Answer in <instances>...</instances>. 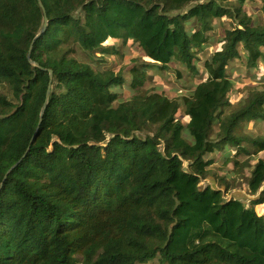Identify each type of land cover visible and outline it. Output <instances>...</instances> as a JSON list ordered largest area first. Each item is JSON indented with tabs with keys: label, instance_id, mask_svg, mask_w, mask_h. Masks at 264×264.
I'll return each instance as SVG.
<instances>
[{
	"label": "trees",
	"instance_id": "trees-1",
	"mask_svg": "<svg viewBox=\"0 0 264 264\" xmlns=\"http://www.w3.org/2000/svg\"><path fill=\"white\" fill-rule=\"evenodd\" d=\"M41 1L42 33L39 0H0V83L13 97L0 92V264H264V135L237 131L264 121V86L233 105L228 71L242 52L264 67V21L244 9L255 0ZM224 16L237 25L183 102L150 91L117 104L124 74L74 56L77 45L102 58L119 53L108 39L137 43L152 60L130 69L138 90L173 61L196 73V50ZM216 152L251 167L257 198H226L225 177L201 185Z\"/></svg>",
	"mask_w": 264,
	"mask_h": 264
},
{
	"label": "rangeland",
	"instance_id": "rangeland-1",
	"mask_svg": "<svg viewBox=\"0 0 264 264\" xmlns=\"http://www.w3.org/2000/svg\"><path fill=\"white\" fill-rule=\"evenodd\" d=\"M244 9L252 16L255 22L264 21V12L261 9L260 0L248 1ZM237 25V21L224 16L222 18L214 19V29L209 33L210 41L204 48H197V58L195 60L198 71L192 72L185 67L179 61H173L169 64V68L166 70L152 69L150 70V78L146 84L138 90H133L130 87L131 72L130 69L136 63L152 62L147 56L146 52L137 43L130 42L123 44L121 40L108 39L105 45H115L118 47V54L105 55L100 57L101 54L98 51L89 52L82 49L80 46L75 47L74 56L82 61L91 64L96 70L104 71L107 69L114 70L116 72H122L125 77L124 84L117 86L114 90L118 94L117 104L121 101L131 99L138 93L157 91L164 93L170 98H175L183 102L184 96H189L196 88V85L204 81L207 77L205 73V62L212 56V54L221 49L222 39L227 29H230ZM192 26V25H191ZM241 57L232 60L229 64V75L234 80V88L229 95V99L233 105H237L240 101L244 100L251 92V89L255 87L264 86V67L263 62H260V67L251 68L247 64L246 53L242 52ZM0 92L6 94L9 98L13 99L12 94L6 84L0 83ZM231 108L225 109L224 113H229ZM178 118L185 124L190 121V117L185 113L184 106L178 114ZM219 128L218 124L214 125V137ZM237 131L240 134H249L251 136L264 135V121H244L240 124ZM233 155L234 159H239L240 162L246 161L247 156H236L235 150ZM264 157V152H261L256 158ZM215 162L210 167V176L201 182L202 186L211 184L215 187L220 184L217 178H228L227 180L233 186V189L226 194V198L235 196L240 198L246 204L254 198H257L260 194H252L247 184V178L250 175L251 167H239L234 169L233 162L226 164L224 162L223 155L219 152L214 154ZM254 159V158H253ZM254 164L255 161H252ZM224 190V186L221 187ZM264 190V186L261 188ZM260 190V191H261ZM259 214L264 215V203L256 207ZM260 211L262 213H260ZM140 264H162L160 256L155 259L140 263Z\"/></svg>",
	"mask_w": 264,
	"mask_h": 264
},
{
	"label": "water",
	"instance_id": "water-1",
	"mask_svg": "<svg viewBox=\"0 0 264 264\" xmlns=\"http://www.w3.org/2000/svg\"><path fill=\"white\" fill-rule=\"evenodd\" d=\"M39 3H40V6L42 7V9H43L44 12H45L44 4L42 3L41 0H39ZM44 21H45V22H44L43 28H42V30H41V33L44 32V31L46 30L47 26H48V17H47L46 12H45ZM31 50H32V46H31V48H30V51H29L28 56H29L30 61L33 62V61L31 60ZM49 73H50V79H51V80H50V84H49L48 91H47L46 102L44 103V106H43V108H42V110H41V114H40V122H39V123H41V121H42L43 115H44V113H45V111H46V108H47L48 98H49L50 93H51L52 77H53V73H54V72H53L52 69H49ZM33 140H34V137H33L32 141H33ZM16 165H17V164H16ZM16 165H14V166H16ZM12 168H13V167H12ZM12 168H11V169H12ZM11 169H10V170H11ZM10 170H9V171H10Z\"/></svg>",
	"mask_w": 264,
	"mask_h": 264
}]
</instances>
